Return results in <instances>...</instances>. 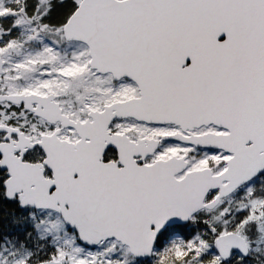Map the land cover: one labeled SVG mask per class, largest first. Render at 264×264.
Instances as JSON below:
<instances>
[{
  "label": "snow or ice",
  "instance_id": "6c2138e0",
  "mask_svg": "<svg viewBox=\"0 0 264 264\" xmlns=\"http://www.w3.org/2000/svg\"><path fill=\"white\" fill-rule=\"evenodd\" d=\"M0 264H264V0H0Z\"/></svg>",
  "mask_w": 264,
  "mask_h": 264
}]
</instances>
